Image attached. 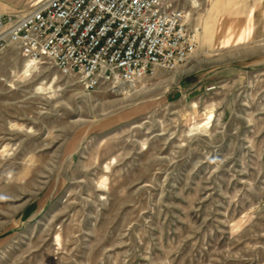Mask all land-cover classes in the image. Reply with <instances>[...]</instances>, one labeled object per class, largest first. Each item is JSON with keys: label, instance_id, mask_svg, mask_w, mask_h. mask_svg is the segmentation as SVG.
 <instances>
[{"label": "rangeland", "instance_id": "obj_1", "mask_svg": "<svg viewBox=\"0 0 264 264\" xmlns=\"http://www.w3.org/2000/svg\"><path fill=\"white\" fill-rule=\"evenodd\" d=\"M170 1L195 60L116 92L0 45V264H264V0Z\"/></svg>", "mask_w": 264, "mask_h": 264}, {"label": "built area", "instance_id": "obj_2", "mask_svg": "<svg viewBox=\"0 0 264 264\" xmlns=\"http://www.w3.org/2000/svg\"><path fill=\"white\" fill-rule=\"evenodd\" d=\"M199 29L170 0H44L0 15V45L55 66L86 91L116 92L193 58Z\"/></svg>", "mask_w": 264, "mask_h": 264}, {"label": "crops", "instance_id": "obj_3", "mask_svg": "<svg viewBox=\"0 0 264 264\" xmlns=\"http://www.w3.org/2000/svg\"><path fill=\"white\" fill-rule=\"evenodd\" d=\"M7 1V0H0V15H11V13H13L15 10L12 7H5L3 2ZM241 27L240 30L242 31V36H241V40L246 41L249 36H250V26H249V21L248 18L245 21H243V19L241 20ZM227 27L226 25H223V32L227 31ZM196 56H194L192 58V60H195ZM191 78V76H188L187 79L189 80ZM184 84V82H183ZM182 84V85H183ZM196 84V83H195ZM194 84V85H195ZM195 87V86H194ZM191 88V87H190ZM192 89V88H191Z\"/></svg>", "mask_w": 264, "mask_h": 264}]
</instances>
